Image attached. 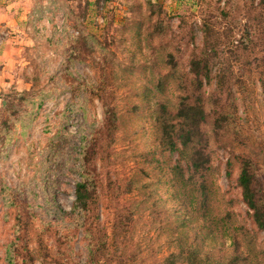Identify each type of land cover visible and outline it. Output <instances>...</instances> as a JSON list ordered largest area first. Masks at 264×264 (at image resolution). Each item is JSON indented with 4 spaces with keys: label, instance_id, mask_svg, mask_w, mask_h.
Returning a JSON list of instances; mask_svg holds the SVG:
<instances>
[{
    "label": "rangeland",
    "instance_id": "obj_1",
    "mask_svg": "<svg viewBox=\"0 0 264 264\" xmlns=\"http://www.w3.org/2000/svg\"><path fill=\"white\" fill-rule=\"evenodd\" d=\"M27 1L23 21L44 29L0 110V131L20 117L8 148L0 135V264L10 245L13 264H225L236 234L237 264H264L237 184L248 161L264 207V0ZM41 90L27 120L18 96ZM179 96L206 114L209 216L176 181L188 151L159 143L155 111ZM222 114L234 128H216ZM82 152L85 226L72 212Z\"/></svg>",
    "mask_w": 264,
    "mask_h": 264
},
{
    "label": "trees",
    "instance_id": "obj_2",
    "mask_svg": "<svg viewBox=\"0 0 264 264\" xmlns=\"http://www.w3.org/2000/svg\"><path fill=\"white\" fill-rule=\"evenodd\" d=\"M170 61H173L172 57H169ZM169 61V62H170ZM195 65V62L193 63ZM196 74L197 71H196ZM176 78V77H175ZM177 79V78H176ZM50 92L47 93L44 90L39 92L38 96L21 95L18 97V101H22L25 104L26 110L23 112V117L27 120L32 121L39 112L44 99L50 96ZM15 105L9 107V120L14 112L18 111L14 108ZM14 109V110H13ZM13 110V111H12ZM12 111V113H11ZM15 120V119H14ZM20 117H18L11 124V127L6 126L0 132L3 135L4 142L3 147L6 149L13 140L11 130L15 129ZM155 122L157 125V131L159 135L160 146L170 152L178 151V146L183 150L188 151V163L190 167L189 177L185 180L184 170L180 165L174 167V174L176 181L182 185H190L195 193H197L196 203L205 212V216H209V195L211 192L208 191V174L210 171V158L208 154V143L205 134L202 132V127L206 123V114L201 105L195 104L189 101V99L179 96V103L177 104L175 111L172 113L168 107L160 103L155 111ZM9 123V122H8ZM216 128L223 130L226 128H234L235 121L231 114H222L219 119L215 121ZM85 153H81L82 158L80 159L79 176L81 181L76 184L75 187V202L72 209L73 214H76L80 220V226H85L87 216L90 213L91 204L89 202L91 194V178L90 173L85 169ZM238 187L241 190V196L243 203L246 205L248 210L251 212L252 222L255 227L260 231L264 232V207L263 201L258 194L257 182L254 175L249 170V162L241 161L239 174L237 178ZM232 241V254L231 257L225 264H237L240 260L237 257L238 254V243L237 234L230 235ZM104 245V242L102 243ZM11 246V245H10ZM10 246L6 251V262L13 264V259L10 253ZM89 253L94 254L92 247H89ZM96 264L95 261L91 262Z\"/></svg>",
    "mask_w": 264,
    "mask_h": 264
},
{
    "label": "crops",
    "instance_id": "obj_3",
    "mask_svg": "<svg viewBox=\"0 0 264 264\" xmlns=\"http://www.w3.org/2000/svg\"><path fill=\"white\" fill-rule=\"evenodd\" d=\"M33 9L34 6L27 0H0V110L8 109L9 101L4 99L5 96L18 90L21 74H28L31 70L25 66L27 63L21 55L24 50L22 47L29 43L28 35H32V30L44 29L41 25L29 26V23L23 21L24 15ZM2 34L7 36L2 39ZM38 37L39 34H36L31 39L38 41Z\"/></svg>",
    "mask_w": 264,
    "mask_h": 264
},
{
    "label": "built area",
    "instance_id": "obj_4",
    "mask_svg": "<svg viewBox=\"0 0 264 264\" xmlns=\"http://www.w3.org/2000/svg\"><path fill=\"white\" fill-rule=\"evenodd\" d=\"M1 36H4L3 34ZM2 38V37H1ZM3 39V38H2ZM2 42V40L0 39V43Z\"/></svg>",
    "mask_w": 264,
    "mask_h": 264
}]
</instances>
